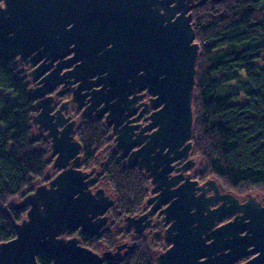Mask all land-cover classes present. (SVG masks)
<instances>
[{"label":"water","instance_id":"1","mask_svg":"<svg viewBox=\"0 0 264 264\" xmlns=\"http://www.w3.org/2000/svg\"><path fill=\"white\" fill-rule=\"evenodd\" d=\"M170 2L0 0V56L18 57L32 68L31 96L39 111L33 124L47 131L51 155L56 156L53 166L62 169L14 204L27 213L15 224L16 236L0 243V264H40L41 253H48L53 264H103L120 258L111 251L100 255L82 246L77 237H64L79 228L96 236L106 221L101 216L113 200L103 188L93 192L89 182L96 178L87 181L91 173L78 168L82 144L74 137L73 123L59 136L63 118L52 122L54 98L48 93L63 83H78L73 101L87 105L82 117L91 118L93 111L97 117L106 114L122 158L144 168L152 179L156 193L148 199L149 204L154 202L152 208L126 221L141 233L153 226L148 217L165 206L160 214L169 247L156 256L157 264H264V205L254 198L258 195L242 201L232 192H222L214 178L200 184L184 175L197 157L172 175L173 162L187 159L193 149L201 45L189 8L171 9ZM142 90L151 95L153 111L149 124L136 133L126 120ZM228 217L232 219L222 222ZM247 256L251 257L240 262Z\"/></svg>","mask_w":264,"mask_h":264},{"label":"trees","instance_id":"2","mask_svg":"<svg viewBox=\"0 0 264 264\" xmlns=\"http://www.w3.org/2000/svg\"><path fill=\"white\" fill-rule=\"evenodd\" d=\"M192 12L201 45L193 98L192 153L202 162L197 177L214 178L235 193L264 189V0H205ZM31 88L19 58L0 56V243L16 236L15 224L26 215L12 200L32 192L35 180L50 179V143L34 132ZM109 133L96 121L77 136L87 168L106 152L103 177L119 209L132 214L142 209L152 184L142 167L121 157ZM155 237L164 243L162 231ZM37 260L52 264L48 253ZM118 264L155 262L148 249L139 248Z\"/></svg>","mask_w":264,"mask_h":264},{"label":"flooded vegetation","instance_id":"3","mask_svg":"<svg viewBox=\"0 0 264 264\" xmlns=\"http://www.w3.org/2000/svg\"><path fill=\"white\" fill-rule=\"evenodd\" d=\"M180 1H181V3H180ZM204 1L205 0H171L170 4L168 6L171 9H176L178 6H183L184 8L188 7L189 13H191L199 3H202ZM157 7L160 9L161 12L165 11L164 6H162V4H159ZM33 87H35V83L32 82V88ZM77 88H78V83L77 84H66V85L63 83V84H59L58 86H56L51 92L48 93V95H51L54 98L52 101V104H51L52 110H51L50 114L55 115L56 119H52V122L53 123L59 122L61 119H57L58 116L60 118L61 117L63 118L62 119L63 125L58 126L59 132L64 131V130H69L72 123H73V126L71 128H73L75 131L74 137L76 140L81 142L77 136L78 129H80L81 127L85 126L88 123L96 122V121H101V122H104L106 124V121H105V115L106 114L102 117H97L96 111H93V114H92L93 116L91 118H83L82 114H83L87 105L80 107L78 102L73 101V93H74V90ZM132 97H134V95ZM136 98H137V101H135V105L133 106L134 113H133V115H131V119L126 120V123H128L129 126L135 127L134 131L136 133H140L142 131V129L149 124V122H150L149 116H150L151 112L153 111V109L151 108V105H150L151 95L149 93H147L146 90H142V91L138 92ZM38 112L39 111L37 110L34 115H36ZM65 118H69V119H65ZM33 127H34V130L36 131V133H35L36 136H38V137L44 136V137H46V139L50 143V152H49V157L51 160L50 170L51 171L53 170V174L49 175V177H50V179L48 180V183H49V181L53 177H55L58 173H60L62 171V169H59L58 167L55 168L53 166L55 159H56V156L52 157V155H51L52 154V147H51L52 141L50 138L47 137V131L44 130V128H39L40 124H33ZM108 129L110 130L109 134L112 137L113 142H114L115 134H114L112 126H108ZM150 132L151 131H146L145 133H150ZM61 134L62 133L60 132L59 136H61ZM114 144H115V142H114ZM115 148H116V146H115ZM116 150L119 151L117 148H116ZM79 155L81 157H80V166L78 168L82 169L83 171H87V172L91 173V175L86 180L91 181L92 179H94V177L96 178L95 180H92V182H89L90 189L93 192H95L101 188L105 189V185L101 182L103 180V169H104V166L107 162V158L105 159V158H102V156H98L99 163L94 164L90 168H87V165H86L87 162L85 161L84 154H83V146H82V150L80 151ZM100 155H102V153H100ZM189 158H194L192 156V151H191V153L187 159L181 161L180 163L178 161L173 162V164L175 165V169L173 170L172 175L180 174L182 171L181 170L177 171L176 169L182 167L188 161ZM74 161H75L74 158L71 159L69 161L68 167H71L72 164L74 163ZM196 165L197 164L192 166L190 169L184 171L183 174L184 175L190 174L192 179H195V173L193 170H194ZM147 175L149 177L148 173H147ZM150 181L152 184L151 178H150ZM152 187H153V184H152ZM105 191H106V189H105ZM221 191L226 192L222 189H221ZM106 194L111 196V199L113 200V202L110 204L109 208L105 211V213L102 214V216H101V217L106 216V221L104 222V224L100 228L98 234L96 236H91L89 233H87V232L83 231L81 228H79L78 230L73 231V232H66L64 234V237H66V238L77 237L82 246L87 247V248L93 250L94 252H96L100 255H103L104 252H108V251H111L113 254H116V256L120 255V258H118V259L106 260L103 263V264H105L106 262H109V263L113 262V263L118 264L119 262H121L124 259V257L127 254L132 253V251L139 249V248H143L146 250L148 249L145 245L138 243L137 242L138 239H140L141 237L147 236L148 234L150 236V234L152 235L153 232H156L159 234V233H161L162 227H164V231H165L167 225L163 221L164 214H160L161 209L164 208L165 206H161L153 215H150L148 217V219H152V220H150V224L152 223L153 226H147L143 232L138 233L135 231L134 228H130L127 226L126 217H128V216L133 217L134 216L136 218H139V217L143 216V214H145L146 212H148L152 208V206H153L152 204L154 202L151 204L148 203V199L156 195L155 192H152V188H151V192H150L149 196L147 197L146 202L143 205L142 209L135 212V213H132V214H124L119 209V206L116 203L117 196H114V193L111 194V193H108L106 191ZM210 194H212V192H209V195ZM254 198L257 200V202L264 205V197H262L261 199L256 198V197H254ZM242 201H246V200H242ZM217 205L218 204H214V205H212V207H215ZM231 219H232V217H228L225 220H223L222 222H226V221H229ZM146 222H147V219H144L143 224ZM149 231H150V233H149ZM127 236L131 237V239H132L131 243L126 241V240H125V242H122V243L118 242L119 239L122 238V240H124V238ZM119 246H121V249ZM168 247L169 246L167 245L164 249H162L161 252L165 251ZM159 253H160V251L159 252L157 251V253H156V251L151 253V258L154 260L155 264H157L156 256ZM250 257L251 256H247V257L243 258L240 262H243ZM52 264H53V260H52Z\"/></svg>","mask_w":264,"mask_h":264},{"label":"rangeland","instance_id":"4","mask_svg":"<svg viewBox=\"0 0 264 264\" xmlns=\"http://www.w3.org/2000/svg\"><path fill=\"white\" fill-rule=\"evenodd\" d=\"M191 14H192V20H193V12H191ZM20 60V59H19ZM21 61V60H20ZM22 62V61H21ZM23 63V62H22ZM23 65H24V69H25V71H26V73H27V75H28V73H29V71L31 70V67L30 66H28V65H25L24 63H23ZM30 78V77H29ZM31 80V79H30ZM31 86H32V82H31ZM32 89V88H31ZM34 132L36 133V131L34 130ZM35 135V134H34ZM113 145H114V147H115V144H114V142H113ZM98 156H102V158H107V156H106V152H104V153H102V155H100V153H99V155ZM192 156L193 157H197V162H196V166H195V168H194V173H195V179L196 180H198V182L199 183H203V180L202 179H200V177L198 178L197 177V172H198V170L200 169V167H201V159H200V157H198V156H196V155H194L193 153H192ZM99 163V160L97 161V164ZM50 167L51 166H49V169H48V172H47V175L49 176V175H51V174H53V170L51 171L50 170ZM146 172V171H145ZM49 180V179H48ZM48 180H43V179H41V178H39V179H37V180H35L34 182H33V186H34V190H35V188L38 186V185H40V184H48ZM207 180V179H206ZM218 181V180H217ZM101 183H103L104 185H105V189H106V191L108 192V193H114V196H116V194H115V192H114V190H113V188L110 186V184L104 179V177H103V180H102V182ZM218 183H219V185H220V187H221V189L222 190H224V191H229V192H232L233 194H235L237 197H239L241 200H247V197H248V195H252V194H256V195H258V198L259 199H261L262 197H264V189H259L258 187L257 188H253L252 190H250V191H248V192H246V193H235V192H233V191H231V190H229V189H224V187H223V185H222V183H220L219 181H218ZM33 190V191H34ZM27 193H28V191H26ZM27 193H26V195H27ZM25 195V196H26ZM23 197H16V198H14L13 200H12V205L13 204H15V203H17L18 201H20L21 199H22ZM26 209V208H25ZM26 213H27V209H26ZM25 217H26V215H25ZM24 217V218H25ZM162 235H164V227H162ZM149 233H150V231H149ZM155 235H158V233H156V232H153L152 233V235L150 234V236H149V234L147 235V236H144V237H141L140 239H138L137 240V242L138 243H140V244H143V245H145L148 249H149V251L152 253V252H154V251H156V253H157V251L159 252H161L162 251V249H164L167 245H166V243H165V241H164V243H160V245L157 243V242H155L156 240L155 239H157L156 237H155ZM125 240L126 241H128V242H132V239H131V237L130 236H127V237H125L124 238V240H122V238L121 239H119L118 240V242H120V243H122V242H125ZM107 243V242H106ZM155 254V253H154Z\"/></svg>","mask_w":264,"mask_h":264}]
</instances>
